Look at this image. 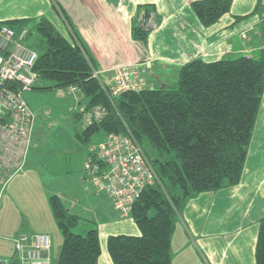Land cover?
I'll return each instance as SVG.
<instances>
[{"label":"trees","instance_id":"obj_1","mask_svg":"<svg viewBox=\"0 0 264 264\" xmlns=\"http://www.w3.org/2000/svg\"><path fill=\"white\" fill-rule=\"evenodd\" d=\"M231 3L195 0L191 8L200 23L209 27L230 10ZM261 4L263 0L257 7ZM1 25L25 28L26 42L36 35L30 45L37 53L36 82L48 81L62 89L76 86L77 93L87 99L79 110L90 112L96 106L104 110L99 120L82 131L79 138L84 143L99 132L117 135L128 129L142 146L146 142L157 153V158L150 159L160 185L146 186L129 214L139 235H110L106 248L113 264H171V237L179 208L201 193L235 186L241 179L264 93V52L260 58L213 62L194 58L181 65L176 87L126 90L110 100L92 77L88 51L67 40L48 19L5 20ZM148 34L137 27L132 36L144 42ZM79 103L76 100V107ZM48 202L62 234L56 264H97V230L75 233L80 218L63 206L58 195H50ZM254 260L264 264V217L258 225Z\"/></svg>","mask_w":264,"mask_h":264},{"label":"crops","instance_id":"obj_2","mask_svg":"<svg viewBox=\"0 0 264 264\" xmlns=\"http://www.w3.org/2000/svg\"><path fill=\"white\" fill-rule=\"evenodd\" d=\"M193 1L195 0H0V21L25 18L37 20L45 17L67 40L88 51L95 69L103 71L102 76L105 78L113 76L117 67L133 64L142 66L149 57H153L155 60L150 67H146V74L142 76L145 80L144 87L166 86L168 82L162 78L164 73L168 70L177 73L182 64L194 58L213 62L240 56H262L264 5L257 7L259 0H232L230 10L209 27L203 26L193 12ZM147 9L155 12L158 26L142 42L133 38L132 33L133 29L139 27V19ZM242 16L245 17L236 20ZM32 152L30 146L23 172L12 176L5 185L4 189L10 200L1 194L4 186L0 187V210H3L0 231L2 230L3 239L6 240L4 248L8 246L9 240L14 243L21 232L48 234L51 240L49 260L51 264H56L58 251L57 245L53 246L51 234H56V222L48 202L49 196L55 193L46 186L47 183L41 179L37 169H33ZM64 174L70 175L67 172ZM30 175L36 177L35 187L42 192V198L35 205H32V201L28 202L23 213V207L21 209L15 202L18 195H25L26 187L23 183L28 181ZM81 175L84 182L89 181L86 180L84 170ZM69 185L67 195L74 201L70 206L72 209L78 208V211L70 213L80 218V223L73 229L75 233L83 235L93 228L100 232V224L111 227L110 230H120L110 233L108 237L122 234L121 230L128 228L117 225L118 219L128 218L130 215H121L111 198L98 190L95 184V192L90 196L85 195L87 191L78 180L76 183L69 180ZM197 200L202 206L194 203ZM86 203L94 208L93 213L82 209ZM186 203L182 216L188 220L184 222L191 232L193 245L187 241L182 226L178 224L171 237V264H209L207 260L203 262L202 255L213 264H241L245 259L242 258L245 248L250 254L254 252L258 225L264 217V93L239 183L214 192L201 193ZM206 204L208 206L205 207L204 214L198 215ZM14 213L20 214L17 221L13 219ZM91 216L98 218L94 220ZM101 218L104 219L99 224L98 220ZM21 220L25 223V229L19 227ZM249 227L250 238L245 239L244 230ZM186 247L189 249H185ZM7 254L8 252L0 251V264L16 262L15 258L8 259ZM106 262L112 264L109 258Z\"/></svg>","mask_w":264,"mask_h":264},{"label":"built area","instance_id":"obj_3","mask_svg":"<svg viewBox=\"0 0 264 264\" xmlns=\"http://www.w3.org/2000/svg\"><path fill=\"white\" fill-rule=\"evenodd\" d=\"M143 27L146 31L155 29L152 15L147 16ZM26 35L25 28L0 26V182L3 184L23 172L32 139L34 114L23 93L36 82L33 66L37 53L28 46ZM125 72L122 76H115L109 84H104L93 69L92 77L103 90H110V94L143 88L139 84L141 80L135 79L137 74L133 70ZM65 89L72 94L78 91L76 86ZM62 93L57 91V95ZM103 114L104 110L96 106L90 112L85 111L84 117L90 123L99 120ZM84 172L86 180L105 192L123 216L130 214L132 204L146 186L160 185L150 157L128 129L120 135L109 134L94 147L84 165ZM14 245L24 264H50L49 257L43 255L50 248L48 234L21 235L14 240Z\"/></svg>","mask_w":264,"mask_h":264},{"label":"rangeland","instance_id":"obj_4","mask_svg":"<svg viewBox=\"0 0 264 264\" xmlns=\"http://www.w3.org/2000/svg\"><path fill=\"white\" fill-rule=\"evenodd\" d=\"M148 15H152V19L156 23V27H155L156 29L158 26V23H157L155 12L151 9L149 10L147 9L143 11L139 19V27L145 30L143 27V24H145V21L147 20ZM155 29L150 30L148 32L151 33ZM35 40H36V35L34 34L31 35L30 39L27 40L28 46L30 47L32 41H35ZM154 60L155 59L153 57H149L147 61L142 64V66H139L138 64H133L130 66L117 67L115 69L114 75L111 77H107V78L102 76L103 71L101 70L99 71L95 69L94 65L91 68L95 72L98 73V78L101 79L104 82V84L111 83L114 80L115 76L116 78L117 76H122L123 73H126L125 71L133 70V72L137 74V78L135 79L141 80L139 84L142 87H144L145 80L142 76L146 74V67L147 66L150 67V64L153 63ZM180 67L178 68L177 73L171 70L170 71L168 70L166 73H164L165 76H162V78L168 82L166 87L168 88L176 87L177 82H178V72H179ZM35 87L36 88L23 93L24 100L26 101L32 113L34 114L33 135H32V143H31V150L33 149V152H32V155H33L32 161H33V166H34L33 169H37V172H39L41 179L47 183L46 186L52 189V191H54V193L60 197V199L62 200V204L66 207V209H69L68 210L69 212L78 211L77 207L75 209H72L70 206L72 205V202L74 201L72 198L69 197V195H67L70 190L69 180H72V182H75V183L77 180L79 181V183L81 182L84 185L83 187L87 191V193H85L86 196H90L92 192L93 193L95 192L94 191L95 189H93L95 187L94 184L90 181L84 182L81 173L84 170V165L86 161L88 160L89 152L93 150L92 149L93 147H96L98 144H100V142L104 141L109 134L105 135L104 133L99 132L93 135L89 142L84 143V141H82L79 138V136L82 137V131L84 130L86 125L89 123L87 120H85L84 112H82V110H79V109H81V107H84V105L87 102V99L80 93L72 94V93H68L67 89L61 90L62 88H56L54 87L53 83L48 82V81L39 80L36 82ZM39 87H50V89H39ZM57 91H63V93L60 96H58ZM109 91L110 90L108 89L103 90V92L107 95V97L110 100L118 96V94H110ZM76 100H80V103L78 104L77 107H76ZM77 113L80 114V118L77 116ZM113 135H116V134H113ZM117 135H120V134H117ZM143 146H144L146 153L151 159L157 158V153L149 146L148 143L144 142ZM65 172L69 173L70 175L66 176V174H64ZM35 178L36 177H31L30 175V178H28V181L23 183V186L26 187L24 188L25 195L23 196L18 195V199H16L15 204L18 207L21 206V209L23 207V213H24V210L27 209L28 202L32 201L33 202L32 205H35L36 203H39V198L40 199L42 198V192H40L39 189L35 187ZM6 183L7 182L3 184L0 182L1 185H4V187L2 188L1 194H3L5 198L10 200L9 196H7L5 189H4ZM194 203L200 204L199 200L194 201ZM186 204L187 203H185L182 207H180L178 212H176L177 217H176L175 228L173 230V233H175L176 226L178 224L182 226L183 233L186 236L187 241H189L190 244L192 243L191 244L192 246L193 241H192V237L190 236L191 232L187 230L189 228L187 224L184 222L188 220L184 218V215L182 216V210L184 208L186 209V207H184ZM16 205L14 207H16ZM207 206L208 205L206 204V206H204V208H202L199 211L198 215H203L206 209L205 207ZM36 207H38V205ZM82 209L84 211L91 210L92 213L94 212V208L92 209L89 203H86L84 206H82ZM2 214H3V210H0V216ZM19 215L20 214L17 215L14 213L13 219L17 221L19 219ZM89 216L90 215H88L87 217ZM91 217L94 220L98 218L97 216H91ZM103 219L102 218L99 219L98 223L100 224L103 221ZM118 220H119V225L117 226L128 227L127 229L124 228L123 230H121L120 233L125 234V235H139V230L130 217L120 218ZM23 223L24 222H22L21 220L19 223L20 225L19 227L25 229L26 228L25 223L24 224ZM55 229H56V234L55 233H51V234L53 235L52 236V239L54 241L53 246L55 244L57 245L56 251H58V254H59V251L62 245V234L59 228L57 227V225H55ZM110 229L111 227L105 226L104 224H100V232H98L99 245H100L99 264H107L106 261H108V258L109 260H111L109 254L107 253L106 237L110 233H117L120 230H110ZM1 231H0V251L8 252L7 254L8 259H10L11 257L15 258L16 262L13 264H24L19 259L20 253H18L15 250L14 243H12L9 240L7 242L8 246L4 248V244L6 243V240L3 239V234H2L3 232ZM111 231H114V232H111ZM9 233L11 232L9 231ZM26 234H29V233L21 232L19 236L26 235ZM250 234H251L250 227L244 230L245 239H249ZM184 243L186 244L185 241ZM49 249L48 251L43 252V255H45L46 257H49ZM185 249L188 250L189 248L186 247ZM233 253L234 252L231 250V254ZM250 253L251 252H249V250L245 248V252L242 256V258H245V259L241 264H255L254 255H253L254 252H252V254ZM248 256H250V258ZM202 260L204 263L207 260L209 264H213L210 262V260H208V258H204L203 255H202Z\"/></svg>","mask_w":264,"mask_h":264}]
</instances>
